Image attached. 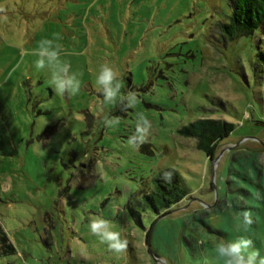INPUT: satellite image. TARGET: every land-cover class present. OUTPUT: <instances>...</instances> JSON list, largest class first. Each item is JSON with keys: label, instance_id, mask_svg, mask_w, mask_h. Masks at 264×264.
I'll use <instances>...</instances> for the list:
<instances>
[{"label": "rangeland", "instance_id": "rangeland-1", "mask_svg": "<svg viewBox=\"0 0 264 264\" xmlns=\"http://www.w3.org/2000/svg\"><path fill=\"white\" fill-rule=\"evenodd\" d=\"M229 13V0H0V227L15 248L0 264H218L213 242L241 235L264 255V34L220 33ZM53 34L80 74L76 95H57L29 54ZM103 63L137 94L134 109L102 103ZM138 112L152 133L134 149ZM101 113L121 123L104 127ZM198 118L234 124L216 162L179 133ZM165 167L189 193L145 241L156 214L142 192ZM242 210L254 222L236 232ZM95 217L126 251L90 231Z\"/></svg>", "mask_w": 264, "mask_h": 264}, {"label": "clouds", "instance_id": "clouds-1", "mask_svg": "<svg viewBox=\"0 0 264 264\" xmlns=\"http://www.w3.org/2000/svg\"><path fill=\"white\" fill-rule=\"evenodd\" d=\"M59 34L52 38L44 37L37 42V47L29 54L35 56L34 66L37 70L48 72V84L60 96L76 95L81 90L80 74L71 70V64L61 59L62 46L58 43ZM97 91L102 96V103L119 104L124 109H134L139 103L135 92L122 93V83L119 71L108 63L99 66L95 76ZM99 119L104 127L115 128L121 121L118 116L101 113ZM152 133V123L143 112L136 114V123L133 133L128 137L127 143L134 149L147 143ZM40 150L39 143L36 145ZM264 163V160L261 161ZM162 179L170 181L172 173L162 172ZM254 222L249 210H242L236 217L234 229L236 232L246 230ZM90 231L102 243L116 253L127 250L128 239L122 238L121 233L114 231L110 222L103 217H95L89 222ZM212 251L218 264H264V255L254 249L253 241L241 235L233 240H217L212 244Z\"/></svg>", "mask_w": 264, "mask_h": 264}, {"label": "trees", "instance_id": "trees-1", "mask_svg": "<svg viewBox=\"0 0 264 264\" xmlns=\"http://www.w3.org/2000/svg\"><path fill=\"white\" fill-rule=\"evenodd\" d=\"M230 13L224 23L219 24L220 33L230 37L247 35L259 29L264 34V0H229ZM258 57L264 65V51L258 52ZM263 70V68H262ZM234 124L222 119L198 118L179 129L182 136L195 139L196 148L202 150L212 161L216 157L220 142L233 131ZM170 171L172 179H162V172ZM153 187L142 192L143 208L156 214L145 232V241L149 236L152 225L158 217L170 213L171 208L188 196V189L182 182L177 170L165 167L159 170L152 179ZM245 193L246 191L242 189ZM132 217L139 222V212L129 207ZM15 251L7 234L0 227V254H10Z\"/></svg>", "mask_w": 264, "mask_h": 264}, {"label": "water", "instance_id": "water-1", "mask_svg": "<svg viewBox=\"0 0 264 264\" xmlns=\"http://www.w3.org/2000/svg\"><path fill=\"white\" fill-rule=\"evenodd\" d=\"M222 151H224V150H220L219 152H218V155L212 160L213 162H216V160H218L219 159V156H220V154L222 153ZM149 245V244H148ZM151 255H153V254H151Z\"/></svg>", "mask_w": 264, "mask_h": 264}]
</instances>
